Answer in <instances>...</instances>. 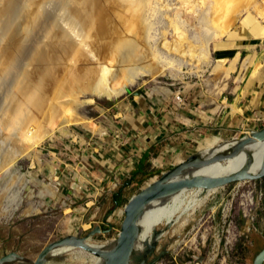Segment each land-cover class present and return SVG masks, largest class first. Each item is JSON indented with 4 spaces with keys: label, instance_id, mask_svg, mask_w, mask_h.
Instances as JSON below:
<instances>
[{
    "label": "rangeland",
    "instance_id": "obj_1",
    "mask_svg": "<svg viewBox=\"0 0 264 264\" xmlns=\"http://www.w3.org/2000/svg\"><path fill=\"white\" fill-rule=\"evenodd\" d=\"M158 2L146 12L149 32L141 36L142 43L141 37L139 40L144 51L158 56L156 61L149 58V63L163 73L141 76L128 87L131 94L108 98L87 91L79 100L92 103L75 109L77 112L67 106L57 110L56 106L71 102L77 95L79 84L75 78L62 76L53 88L38 82L31 76L35 66L24 52L15 68L20 76L0 78V260L17 253L35 262L48 245L69 236L86 237L97 227L109 232L96 235L90 243L113 245L121 233L125 207L162 177V173L153 175L160 165L167 166L166 173L187 161L189 155L234 141L228 136L214 138L212 133L211 137L197 139L194 151L189 153V107L199 115L226 107L230 112L244 114L248 108L249 116L259 121L257 129H264V0ZM117 5L114 2L111 8ZM118 7L116 12L120 13L112 18V26L125 37L136 26L137 17ZM58 15L68 19L64 13ZM169 19L176 22L177 34H173ZM165 34H170L168 44L172 49L191 48L192 57L186 59L163 50L160 44ZM108 66L113 71L118 69L116 63ZM126 77L122 75L117 88L128 84L130 78ZM19 88L22 93H30L25 95V103L14 110L10 102ZM38 101L43 107L36 105ZM160 107L163 112H175L181 123L166 131L164 140L171 147H165L163 155L187 158L154 163L149 168L151 175H137L136 180L124 170H114L109 175L98 171L99 164L104 163L100 155H139V149H127L128 143L146 135V119L151 120L153 130L157 119L153 116ZM65 117L79 123L63 127L60 122ZM51 129L52 134L48 131ZM28 132L34 134L36 142L28 143ZM244 136L240 133L235 140ZM118 166L122 167V163L118 162ZM206 192L193 190L187 199V204L193 200L191 209L177 216L179 219L169 231L165 232V228L174 219L171 215L150 226L160 234L150 255L151 259L160 257L156 264H195L201 257H206L204 264H255L264 250V179L232 184L217 193ZM117 195H121L119 204ZM197 202L202 204L196 206ZM187 204L181 210H186ZM50 205L55 207L53 211ZM191 213L192 219L187 222ZM155 233H150V240H154ZM79 256L86 259L74 261ZM91 256L74 250L54 257L50 264H93Z\"/></svg>",
    "mask_w": 264,
    "mask_h": 264
},
{
    "label": "bare ground",
    "instance_id": "obj_2",
    "mask_svg": "<svg viewBox=\"0 0 264 264\" xmlns=\"http://www.w3.org/2000/svg\"><path fill=\"white\" fill-rule=\"evenodd\" d=\"M155 1L158 2L159 0H0V78L3 80L5 77H10L11 79V77L20 76L19 70L15 68L19 64L20 53L24 52L35 66L31 72V76L35 77L36 80L38 78V82L39 80L42 83L44 81L50 88H53L56 81L61 79L62 76L75 78V81L79 84L76 91L77 95L72 97L71 102L64 103L65 105L63 104L62 106H56L57 110L65 109V106L74 108L75 110L84 104L92 103V100L87 102L79 100V96H86L87 91L96 94L97 97L116 98L123 96L129 90L128 87L136 84L141 76L149 75L156 77L163 73L159 68L157 69V67L155 68L149 63V58L156 61L158 56L153 51L149 50L150 52L148 51V53L146 50L144 51L145 47H141L139 40V37L142 36L144 38V36L148 35L149 26L145 20V15L148 9L153 7ZM114 2H117L127 13L137 17L134 28L127 26L130 28V31H127L129 34L125 37L119 29L112 26V18L117 13H120L116 12L118 5L116 8H111ZM59 13H64V16L66 15L68 19L64 20L65 17L62 19L58 15ZM216 13L219 14V12ZM169 20L173 34H177L179 28H177L176 22L171 19ZM216 26L218 28L220 24L217 22ZM142 37L140 38L141 43ZM169 37L170 34H165L161 40L160 45L163 50L180 54L186 59L192 57L191 48H189V51L187 49L184 50V47L178 50L172 49L168 44ZM42 42H45V44ZM110 62L118 65L117 71L110 70L108 66ZM122 75L123 77L127 75L130 80H128V84L117 88L116 85L120 84V82H117L122 78ZM84 79L87 80V83L81 84V81ZM29 86L25 87V89L28 90ZM35 87L39 89L37 86ZM26 90L23 92H26ZM20 91H22L21 88L11 98L10 104L14 110L18 109L22 103H25L26 96L30 93H22ZM36 105L43 107L42 101L36 102ZM68 110L70 111L71 109ZM74 110L72 111L74 112ZM58 112L56 111V113ZM75 112L77 111L75 110ZM61 114L60 112L58 115ZM75 115L76 113L73 117ZM66 117L60 122V125L63 127L78 122L74 119V121L70 120V117L66 119ZM55 119L58 120L57 118ZM52 129L51 131L48 130L51 134L53 133ZM36 140L37 138L32 132L27 133L28 143L32 144ZM249 152L253 154L252 172H260L264 167V144L251 148ZM246 153L241 154L222 166L211 168L205 173L212 176H224L240 172L245 169L250 160V154ZM198 190L202 193L205 191L204 189ZM219 190L220 188H214L208 192L212 194L217 193ZM192 192L193 190L183 192L173 197L163 206H156V208L144 216L141 222L143 231L140 249L145 250L146 246L154 241L150 240V233H155L156 229L150 228V226L153 224L155 226L156 221L165 219L171 215L174 219L170 223L174 225L177 219H179L177 216L189 211V204L193 200L187 204V199ZM201 198L198 202L201 201ZM185 203L187 204V209L181 210L185 206ZM201 204L199 203L196 206H200ZM193 211L195 212V209ZM191 219L192 213L186 221L190 222ZM89 244L95 248L102 249L100 248L102 246ZM67 251L61 250L56 252L55 255L60 256L67 253ZM91 257L93 264H102V261L98 257L94 255ZM82 259L85 260L86 258L80 256L74 257V261L77 262Z\"/></svg>",
    "mask_w": 264,
    "mask_h": 264
},
{
    "label": "water",
    "instance_id": "obj_3",
    "mask_svg": "<svg viewBox=\"0 0 264 264\" xmlns=\"http://www.w3.org/2000/svg\"><path fill=\"white\" fill-rule=\"evenodd\" d=\"M127 92L131 94L130 90ZM262 144H264V129L218 148L196 153L187 161L164 173L158 181L135 196L125 207L121 233L118 240L110 247L102 246L100 247L102 249H98L89 244L96 235L109 232H103L100 227H97L86 237L69 236L48 245L35 262L13 253L1 259L0 264H50L54 257H60L55 254L61 250H68L67 253L74 250L84 251L98 257L102 264H156L160 257L151 259L150 255L156 249L159 233L154 234V241L148 244L145 250L139 248L143 231L141 222L144 216L156 206H163L173 197L186 191L204 189L208 192L214 188L222 189L232 184L264 179V167L260 172H252L253 154L249 152L251 148ZM246 152L250 154V160L244 170L224 176H212L205 173ZM172 227L171 223L167 225L165 232ZM200 263L204 264L203 261ZM255 264H264V250L256 258Z\"/></svg>",
    "mask_w": 264,
    "mask_h": 264
},
{
    "label": "crops",
    "instance_id": "obj_4",
    "mask_svg": "<svg viewBox=\"0 0 264 264\" xmlns=\"http://www.w3.org/2000/svg\"><path fill=\"white\" fill-rule=\"evenodd\" d=\"M257 93L259 94V91ZM228 109L229 107H226L224 109L226 111L219 109L216 112H202V114L199 115L197 111H194L192 110V107H189V126H192V130L189 132L192 137L189 139V153L194 151V143H196L197 139H201L202 137L213 136L214 138H217L221 135L222 137L228 136L230 137L229 139H234L235 141L236 135H239L240 133L246 136L252 132L259 131L257 129L259 121L256 117L253 118L252 116H249L250 112L248 108L244 110V114L235 113L234 110L230 112ZM162 112L163 110H161L160 107L158 108L157 115L153 116V118H157L153 130H151V120L146 119L144 124L149 125L146 128L148 129L146 135H144L140 141H130L128 143L127 149L132 151L139 149V155H100L99 160L101 159L102 162H104V165L100 163L98 171H105V173L109 175L110 173L113 174L114 170H116V173H119L120 170H124L128 175L137 174L140 176H148L151 175L149 168H151L154 163L160 165V161L163 164L165 162L169 163L172 160H177L178 158H187V155H163V150H166L165 147H171L164 140L167 136L166 131L172 127L180 126L181 123H178L176 120L175 112ZM212 133L214 135H211ZM179 148L185 149V152L188 151V148L183 145H180ZM175 150L176 147L174 150L172 149V152ZM182 153H184V151ZM192 155H189L187 159ZM127 160H129L128 164ZM118 162L120 164L122 163V167L118 166ZM123 164L131 165L132 167L127 169ZM163 165H160L159 171H157V173L154 172L153 175L160 173L164 174L163 172L167 166ZM154 168H152V170H155Z\"/></svg>",
    "mask_w": 264,
    "mask_h": 264
},
{
    "label": "flooded vegetation",
    "instance_id": "obj_5",
    "mask_svg": "<svg viewBox=\"0 0 264 264\" xmlns=\"http://www.w3.org/2000/svg\"><path fill=\"white\" fill-rule=\"evenodd\" d=\"M201 261H203V262L205 263V261H206V257H201V258H199V259H196V260H195V264H201V263H200Z\"/></svg>",
    "mask_w": 264,
    "mask_h": 264
},
{
    "label": "trees",
    "instance_id": "obj_6",
    "mask_svg": "<svg viewBox=\"0 0 264 264\" xmlns=\"http://www.w3.org/2000/svg\"><path fill=\"white\" fill-rule=\"evenodd\" d=\"M145 177H147V176H145ZM132 179H133V180H136V179H137V174H136V175H133ZM120 196H121V195H117V196H116V197H117V198H116L117 204H119L118 199L120 198Z\"/></svg>",
    "mask_w": 264,
    "mask_h": 264
},
{
    "label": "built area",
    "instance_id": "obj_7",
    "mask_svg": "<svg viewBox=\"0 0 264 264\" xmlns=\"http://www.w3.org/2000/svg\"><path fill=\"white\" fill-rule=\"evenodd\" d=\"M51 196H52V195H51ZM52 199H55V198H52ZM65 203H66V202H65V201H63V202H62V205H63V206H65ZM56 205H58V202H57V204H56ZM51 206H52V205H50V207H51ZM54 208H55V207H51V210L53 211V209H54Z\"/></svg>",
    "mask_w": 264,
    "mask_h": 264
}]
</instances>
